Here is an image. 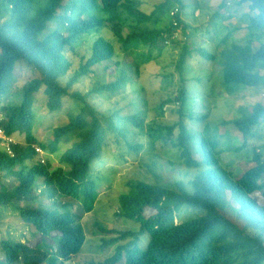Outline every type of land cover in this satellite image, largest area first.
<instances>
[{
  "label": "trees",
  "instance_id": "16d2710c",
  "mask_svg": "<svg viewBox=\"0 0 264 264\" xmlns=\"http://www.w3.org/2000/svg\"><path fill=\"white\" fill-rule=\"evenodd\" d=\"M38 1L0 0V128L9 136L23 135V143L11 145L13 155L0 140V207H14L23 221L36 229L26 243L13 239L11 233L1 237L4 256L0 264H65L78 255L86 232L73 202L84 212H91L102 180L115 177L114 166H103L105 150L115 145L116 158L125 159L124 152L139 155L145 148L150 152L157 141L171 143L185 165L198 167L203 163L206 168L189 182L133 180L119 197L116 215L139 224V230L100 225L101 233L113 236L107 244L129 241L117 245L114 254L103 262L90 264H264V201L254 195L264 187V144L254 146L244 170L229 169L221 161L218 130L210 135V126L205 124L206 133L197 142L202 160L197 161L193 157L196 133L187 120L205 122L207 114H196L186 106L193 97L185 86L158 105L163 114L166 104H178L174 110L178 118L170 125H147L145 109L128 115L122 110L102 113L95 102L98 96L112 99L121 95L139 76L142 63L159 57L166 47L178 49L180 44L175 68L182 80L187 59L198 55L219 66L222 85L228 92L235 86H257L264 70V0H232L238 9L248 3L249 11L243 16L247 31L242 41L231 44L229 31L212 52L193 42L205 23L199 27L185 21V12L194 15L199 9L192 5L188 10L185 0H160L150 12L142 8V0H47L39 9L35 7ZM232 3L222 0L207 21L224 17L232 10L227 7ZM176 6L180 7L177 20L185 40H172L168 45L166 36L175 30L170 12ZM109 26L125 53L143 56L135 62L136 76H129L116 63L115 68L105 66L103 70L104 76L109 70L116 72L114 80H97L85 93L74 89L79 80L95 75L94 67L117 53L112 40L99 36L90 44V55L82 57L64 83L72 68L69 56L76 53L80 42H86L85 35ZM18 63L34 71L23 85L19 105L3 100L6 83ZM39 91L47 96L52 113L61 111L66 99L79 105V111L68 113L69 121L56 127L47 141L34 133V102ZM248 111L222 122L240 133L244 146L264 124V103L258 102ZM72 139L59 164L50 157L41 159L36 151L39 147L54 153L63 140ZM44 196L51 202L37 201ZM185 208L193 209L192 214L175 222ZM145 233H149V240L139 247Z\"/></svg>",
  "mask_w": 264,
  "mask_h": 264
},
{
  "label": "rangeland",
  "instance_id": "374dc122",
  "mask_svg": "<svg viewBox=\"0 0 264 264\" xmlns=\"http://www.w3.org/2000/svg\"><path fill=\"white\" fill-rule=\"evenodd\" d=\"M47 0H39L35 5L40 8ZM144 2L143 9L150 12L154 5L160 0H142ZM229 0H226V2ZM188 6L196 5L200 12L199 18L195 19L193 14L185 12L184 19L192 25L204 28L202 32L193 38L196 45L204 46L209 52L220 43L221 39L226 36L230 31L229 44L232 41H242L245 33V20L244 14L249 11L248 3H244L238 9L232 4L227 7H232V10L225 13L224 17L216 18L215 21L208 22L207 16L212 15L222 0H185ZM197 11V10H196ZM223 12V11H222ZM210 14V15H209ZM207 18V19H206ZM239 28L236 29V27ZM204 30H208L207 34ZM86 36V42H80L76 53L70 55L69 58L72 62V68L63 79L66 83L69 78L74 74V71L79 67L82 57H88L91 53V45L94 40L99 36H104L112 40L117 51L113 59L106 61L94 67L95 75L82 78L74 86L75 90L82 93L87 92L97 80L112 81L116 78V72L104 76L103 70L105 66L111 68H124L129 76H136L137 73V60H142L143 56L137 54H128L123 51L122 45L117 41L112 29L109 27L104 29H96ZM214 37V39H213ZM90 42H89V41ZM185 40V39H183ZM227 44H224L225 47ZM181 47V44L179 45ZM180 47L173 49L172 45L164 49L159 57L151 60L148 63H140V74L135 79V82L125 89L121 95L113 97L112 99L103 98L98 96L95 100L99 112L106 113L110 111L122 110L123 115L136 112L139 109H145L146 124L153 125L164 124L170 125L176 122L178 116L174 110L178 107L176 102L168 103L164 107V113L160 114L158 105L162 100H165L175 94L180 87L185 86L193 98L190 97L188 104L191 110L196 114H207L206 121L202 120H187L188 127L191 126L196 133V144H193L194 154L193 157L200 161L202 154L199 150L198 143L201 136L205 135V124L210 126L209 134L213 135L215 129L218 130L219 143L221 149V161L224 166L229 169H238L240 172L246 168L250 163L253 155L254 146L264 144V124L257 129V134L249 139L247 145H243V138L240 133L232 127L231 124L223 126L224 120L237 118L245 111H251L253 105L256 103H264V70L260 71L263 76L260 83L256 86L240 85L235 86L230 92L222 85V76L219 66L207 60L202 56L192 55L187 59L182 74H179L175 68V63L180 53ZM222 47V48H223ZM221 48V49H222ZM220 49V48H219ZM141 51V49H140ZM139 52V51H138ZM139 55V56H138ZM155 56V53L153 54ZM136 62V63H135ZM17 64L15 71L11 74L7 81V89L3 95V100L7 99L13 104H21L24 94L23 85L33 76V69L29 67H21ZM171 76V77H170ZM100 80V81H101ZM138 106V107H137ZM79 105L71 99H66L64 107L61 111L52 113L47 107V96L43 91H39L35 95L34 112H35V127L34 133L38 139L49 140L52 138L53 130L66 124L69 121L68 113L76 114L79 111ZM248 111V112H249ZM263 135V136H262ZM23 135L16 133L13 137L17 143H23ZM215 137V136H213ZM218 139V138H217ZM216 139V140H217ZM72 139L69 142L62 141L59 145V150L54 153L40 152L39 157L44 159L50 157L56 164L60 163V155L68 147L72 145ZM243 146L240 151L236 147ZM110 150H105L104 160L106 161L103 166H114L115 177L102 180L99 190L98 201L95 204L94 210L91 212H84L80 204L76 201L73 202L75 210L81 216V220L86 232V242L82 251L72 257L70 261L65 264H90L103 262L105 259L112 256L115 252L117 245L124 244L129 239H123L117 244H107L113 236L104 235L100 232V225L108 229L118 230H132L138 231L139 224L117 217L119 197L122 193L127 192L130 188V183L135 179H146L151 182L171 183L175 180H183L189 182L193 177L204 170L206 167L201 163L198 167H189L181 162L178 157L176 149L170 144H165L162 141L155 143V148L148 151L145 148L139 155H128L125 153V159H117L115 154L116 146L110 147ZM102 165V164H101ZM100 165V166H101ZM100 166H96L100 167ZM263 188H258L254 195L260 200L264 201L262 193ZM70 201L69 198L64 199ZM37 201L44 204L50 203V199L46 196L40 197ZM193 209L185 208L175 218V222L183 221L187 216L192 214ZM36 229L23 221L19 212L12 206L5 208L0 207V238L12 234V238L21 242L31 241ZM149 240V233L143 234L138 242L139 247L145 246ZM0 252V259L3 258Z\"/></svg>",
  "mask_w": 264,
  "mask_h": 264
},
{
  "label": "built area",
  "instance_id": "2783aa9c",
  "mask_svg": "<svg viewBox=\"0 0 264 264\" xmlns=\"http://www.w3.org/2000/svg\"><path fill=\"white\" fill-rule=\"evenodd\" d=\"M180 11V7L176 6L174 9L171 10L170 15L172 17V23L175 27V30L173 31V33L171 34V36H166V44H171L172 40H180V39H185V36L182 34V27L180 26L178 20H177V15ZM0 140H2V143L5 147V149L7 150V152L11 155L14 154L11 145L13 143H15L16 141H14L12 136L6 135L5 132L0 128ZM36 151L38 153L40 152H44L41 148L36 147Z\"/></svg>",
  "mask_w": 264,
  "mask_h": 264
},
{
  "label": "crops",
  "instance_id": "0c3cea01",
  "mask_svg": "<svg viewBox=\"0 0 264 264\" xmlns=\"http://www.w3.org/2000/svg\"><path fill=\"white\" fill-rule=\"evenodd\" d=\"M143 6H144V2H143ZM143 8V7H142ZM148 12V11H147ZM200 15V12L197 10L195 13H194V18L197 19V17ZM196 25V23L194 24Z\"/></svg>",
  "mask_w": 264,
  "mask_h": 264
}]
</instances>
